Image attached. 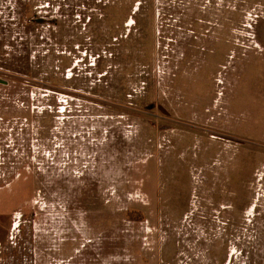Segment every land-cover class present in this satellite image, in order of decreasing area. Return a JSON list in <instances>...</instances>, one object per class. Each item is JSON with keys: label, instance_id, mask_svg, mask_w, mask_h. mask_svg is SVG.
Returning <instances> with one entry per match:
<instances>
[{"label": "rangeland", "instance_id": "obj_1", "mask_svg": "<svg viewBox=\"0 0 264 264\" xmlns=\"http://www.w3.org/2000/svg\"><path fill=\"white\" fill-rule=\"evenodd\" d=\"M0 264H264V0H0Z\"/></svg>", "mask_w": 264, "mask_h": 264}, {"label": "water", "instance_id": "obj_2", "mask_svg": "<svg viewBox=\"0 0 264 264\" xmlns=\"http://www.w3.org/2000/svg\"><path fill=\"white\" fill-rule=\"evenodd\" d=\"M1 82H3V80L0 79Z\"/></svg>", "mask_w": 264, "mask_h": 264}]
</instances>
